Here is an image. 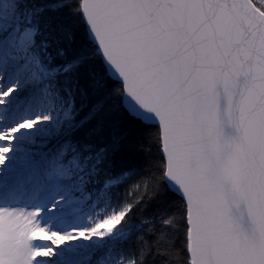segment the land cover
Listing matches in <instances>:
<instances>
[{
    "label": "snow or ice",
    "instance_id": "obj_1",
    "mask_svg": "<svg viewBox=\"0 0 264 264\" xmlns=\"http://www.w3.org/2000/svg\"><path fill=\"white\" fill-rule=\"evenodd\" d=\"M181 230L264 264V0H0V264H176Z\"/></svg>",
    "mask_w": 264,
    "mask_h": 264
},
{
    "label": "trees",
    "instance_id": "obj_2",
    "mask_svg": "<svg viewBox=\"0 0 264 264\" xmlns=\"http://www.w3.org/2000/svg\"><path fill=\"white\" fill-rule=\"evenodd\" d=\"M68 2H71V0H68ZM68 11L70 14L74 13V9H69ZM151 131L154 132L155 129H152ZM144 135L147 136L148 134L145 133ZM150 143V140L146 142L144 139L138 137L137 143L133 144L127 153L117 158V170L119 171L120 169H125L127 172L125 179L139 176V179H130V182L117 194L118 197L121 198V201L125 194L131 192L135 188L136 184L144 178V173L158 175V173H156V167L161 162L160 153L155 146H153L151 151H149L148 144ZM175 203L179 204L180 201L176 200ZM113 209H115V206ZM147 215V205H143L139 209L135 210L134 215L131 218H128V223L133 226L131 228L130 235H135L139 231L140 223L143 222L145 216ZM118 226L121 227V224ZM177 236L179 238V243L175 249L176 254L173 256V259L176 261V264H183V231L181 230L178 232ZM130 243L134 244L136 241L132 240Z\"/></svg>",
    "mask_w": 264,
    "mask_h": 264
},
{
    "label": "rangeland",
    "instance_id": "obj_3",
    "mask_svg": "<svg viewBox=\"0 0 264 264\" xmlns=\"http://www.w3.org/2000/svg\"><path fill=\"white\" fill-rule=\"evenodd\" d=\"M116 209H113V211H115ZM89 222H91V221H89ZM119 224H117V225H115L114 226V230H115V228H119V226H118ZM65 243H69L68 241H65Z\"/></svg>",
    "mask_w": 264,
    "mask_h": 264
}]
</instances>
